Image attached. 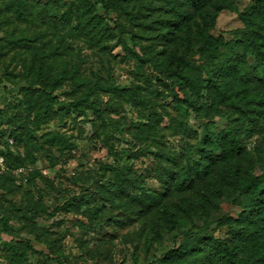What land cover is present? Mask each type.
Listing matches in <instances>:
<instances>
[{
	"label": "trees",
	"instance_id": "trees-1",
	"mask_svg": "<svg viewBox=\"0 0 264 264\" xmlns=\"http://www.w3.org/2000/svg\"><path fill=\"white\" fill-rule=\"evenodd\" d=\"M73 1L75 5L61 15L51 14L45 5L36 9L33 0H16L14 8L21 20L63 21L73 34L85 33L97 43L115 38L118 32L125 55L140 66L152 68L153 74L145 79H154L172 97L174 106L185 109V116L176 124L181 141L172 149L158 148L155 154L159 164L154 176L165 191L157 198L151 194L132 199L111 197L122 209L115 217L122 223L140 219L143 235L151 245L160 242L162 230L171 232L190 225L181 242L147 263L134 264H264V0H253L247 11L239 13L243 25L231 30L233 38L229 41L214 37L210 31L220 11L237 8L236 0H101L103 14L91 0ZM73 17L76 25H70ZM7 40L30 47L29 37L23 33ZM60 55V46L50 45L48 52L32 56L28 72L32 76L24 86V94L34 126L40 127L55 117V105L61 101L56 90L67 80L71 83L67 90L72 98L70 105L82 110L88 104L105 126V109L100 106L103 93H110L111 99L153 108L152 98L143 94L138 84L124 87L112 76L105 82L100 76L83 72L78 60L72 65L63 61L60 68L53 69L49 59ZM60 111L64 114L66 108ZM192 113L213 126L216 117L226 119L218 132L205 136L201 147L190 143L198 137L187 122ZM162 120V113L156 112L153 130L136 137L156 140L157 125ZM14 135L33 158L37 143L28 134ZM145 150L147 147L139 148ZM103 167L112 169L110 164ZM133 172L130 168L121 174L123 183L133 182L141 188ZM121 193L128 192L123 189ZM100 195L106 197L103 192ZM169 196L174 200L161 205ZM223 197L241 205L242 212L237 218L222 216L212 228L210 218L219 211ZM35 205L32 210L46 211L44 205ZM66 205L72 207L71 199L63 209ZM23 216L27 218L26 213ZM10 219L2 218L0 230V234L10 236L4 241L10 253L9 264H31L28 254L35 253L43 255L41 264L66 259L55 242L45 236V228L35 235L47 244L49 252L39 250L31 239L16 232ZM196 221L201 225L194 230Z\"/></svg>",
	"mask_w": 264,
	"mask_h": 264
},
{
	"label": "rangeland",
	"instance_id": "rangeland-1",
	"mask_svg": "<svg viewBox=\"0 0 264 264\" xmlns=\"http://www.w3.org/2000/svg\"><path fill=\"white\" fill-rule=\"evenodd\" d=\"M15 1L0 0V230L2 218H11L9 224L16 232L31 239L39 250L49 252L47 244L35 235L45 228V236L66 256V259L48 260L47 264H134L153 260L181 242L184 230L190 225L171 232L162 230L160 242L151 245L143 235L145 229L140 219L122 223L115 217L122 209L116 207L118 204L113 203L111 197L132 199L139 194H151L157 198L165 191L154 176L159 164L155 154L158 148L172 149L181 141L176 124L185 116L184 107L174 106L172 97L167 96L166 89L154 79L153 82L145 79L153 74L152 68L140 66L125 55L118 32L115 38L97 43L85 33L73 34L63 21L56 24L53 23L55 19L44 23L21 20L15 13ZM33 1L36 9L45 5L51 14L59 15L75 5L73 0ZM91 1L103 14L101 0ZM252 1L236 0V9L220 11L211 34L224 41L232 39L231 30L243 25L239 13L247 11ZM76 23L73 17L70 25ZM21 33L29 37L30 47L7 40ZM50 45H59L63 51V55L49 59L53 69L60 68L63 61L72 65L78 60L83 72L100 76L105 82L112 76L124 87L138 84L141 92L152 98L153 108L111 99L110 93H103L100 106L105 109V126L88 104L82 110L70 105L72 98L67 90L71 83L67 80L56 90L61 101L55 105V117L40 127L34 126L24 86L32 76L28 72L33 54L39 56L48 52ZM62 107L66 108L64 114L60 111ZM156 112L163 115L157 125V139L137 138V134L153 130ZM225 121V118L216 117L213 126L206 118L196 119L192 113L187 122L198 133L196 139L190 140L192 146L201 147L205 136L211 131L218 132ZM14 133L28 134L37 143L38 148L32 150L33 158L28 157L25 145ZM140 147H147V150L139 151ZM106 164L112 169H105ZM130 168L134 170L132 175L142 183L141 188L133 182L123 183L121 174ZM34 173L38 174L34 176ZM123 189L128 193L122 194ZM100 192L106 197L102 198ZM76 196H82L85 201L75 199ZM70 199L72 207L66 205L63 209ZM170 200L174 197H165L161 205ZM33 203L44 205L46 211L32 210ZM241 212V205L223 197L219 211L210 218L212 228L222 216L237 218ZM25 213L27 218L23 216ZM196 224L194 230L201 221ZM9 239L10 236L0 234V264H9L10 253L4 243ZM42 261V254H28L31 264Z\"/></svg>",
	"mask_w": 264,
	"mask_h": 264
}]
</instances>
